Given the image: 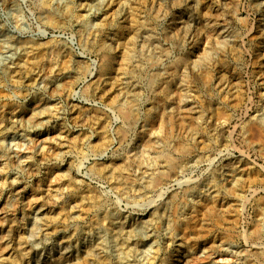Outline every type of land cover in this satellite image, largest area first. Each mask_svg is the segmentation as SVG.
Returning a JSON list of instances; mask_svg holds the SVG:
<instances>
[{
  "label": "rangeland",
  "instance_id": "1",
  "mask_svg": "<svg viewBox=\"0 0 264 264\" xmlns=\"http://www.w3.org/2000/svg\"><path fill=\"white\" fill-rule=\"evenodd\" d=\"M0 264H264V0H0Z\"/></svg>",
  "mask_w": 264,
  "mask_h": 264
}]
</instances>
